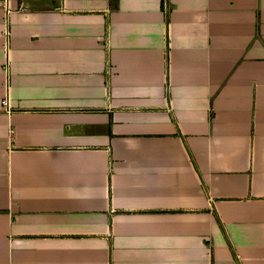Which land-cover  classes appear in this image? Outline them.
Listing matches in <instances>:
<instances>
[{
  "label": "crops",
  "instance_id": "0c3cea01",
  "mask_svg": "<svg viewBox=\"0 0 264 264\" xmlns=\"http://www.w3.org/2000/svg\"><path fill=\"white\" fill-rule=\"evenodd\" d=\"M0 264H264V0H0Z\"/></svg>",
  "mask_w": 264,
  "mask_h": 264
},
{
  "label": "built area",
  "instance_id": "2783aa9c",
  "mask_svg": "<svg viewBox=\"0 0 264 264\" xmlns=\"http://www.w3.org/2000/svg\"><path fill=\"white\" fill-rule=\"evenodd\" d=\"M1 104H2V108H3L4 110H6V108H8V102H7L6 99L2 100Z\"/></svg>",
  "mask_w": 264,
  "mask_h": 264
}]
</instances>
